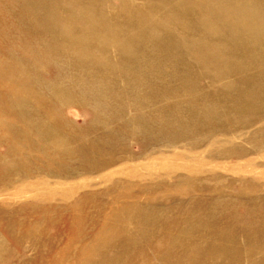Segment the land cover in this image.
I'll return each instance as SVG.
<instances>
[{
	"label": "rangeland",
	"instance_id": "obj_1",
	"mask_svg": "<svg viewBox=\"0 0 264 264\" xmlns=\"http://www.w3.org/2000/svg\"><path fill=\"white\" fill-rule=\"evenodd\" d=\"M179 1L0 0V264H264L253 14Z\"/></svg>",
	"mask_w": 264,
	"mask_h": 264
},
{
	"label": "bare ground",
	"instance_id": "obj_2",
	"mask_svg": "<svg viewBox=\"0 0 264 264\" xmlns=\"http://www.w3.org/2000/svg\"><path fill=\"white\" fill-rule=\"evenodd\" d=\"M230 1L233 2L234 4H238L240 7H243V6L248 7L249 9H251V14H253V15H250L249 17H242V16H239V15H237L235 13H231V14H228L226 16V18H225V21L228 22V25L229 24L232 25L230 32H228L229 33L228 36L231 37V38H233L235 40L236 43H235L234 46L236 47V50L238 52V56L241 57V55H243V54H246L247 55V57L249 58V61L250 62L247 63L246 66H248V65H254V64L259 63L260 61H264V0H214V2H215L216 5L217 4L220 5L222 3L230 2ZM199 2H202V0H180L178 2L179 5H178L177 8L176 7H172L173 9H176L174 11V13H173V16H178V14L180 13L181 16L183 17L182 19H187L190 15L194 17V14H192L193 11L188 10V7H196V8L198 7V9H199V6H200ZM131 3H133V2H131ZM152 4H154V3H152ZM136 6H137V4H136ZM150 7H151V5H150ZM145 8L143 10H145ZM186 9L188 11H186ZM143 10H140V11H143ZM195 11L198 13L197 10H195ZM129 12H131V10ZM140 13H143V12H140ZM145 13H147V12H145ZM139 19H146L147 21L152 22L154 20V15L152 16V14H149V12H148V14H141V15H139ZM140 22H142V20ZM184 22H185V20H184ZM138 25H140V23ZM95 30H97V29H95ZM136 35H139V34H136ZM90 41H91V39H90ZM237 42H241V43L240 44H237ZM73 49H74V47H73ZM77 53H79V52H77ZM83 53H85V52H83ZM261 58H263V60H261ZM250 100H252V99H250ZM255 103L256 102L250 104L248 107H250V106L253 107ZM248 107H247V109H248ZM244 108H246V107H244ZM242 112H244V111H242ZM257 117H260V116H257ZM116 223H118V222H116Z\"/></svg>",
	"mask_w": 264,
	"mask_h": 264
}]
</instances>
